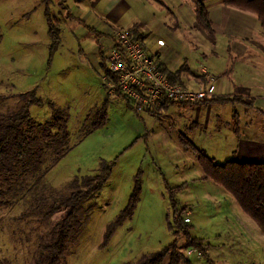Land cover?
Listing matches in <instances>:
<instances>
[{"label":"rangeland","instance_id":"1","mask_svg":"<svg viewBox=\"0 0 264 264\" xmlns=\"http://www.w3.org/2000/svg\"><path fill=\"white\" fill-rule=\"evenodd\" d=\"M53 1L51 13L62 18L61 39L54 50L45 2L0 0V106H19L23 100L18 94L35 89L44 101L30 106L38 121L51 118L50 100L69 112L71 149L46 167L45 197L66 191L75 175L98 172L102 158L114 163L98 195L84 204L89 217L72 238L63 264H129L175 241L184 244L185 233H176L173 201L185 208L191 234L208 252L207 257L193 246L185 249L192 263L264 264V232L228 190L204 177L195 154L183 148L179 137L186 133L217 161L239 159L245 137L264 143V114L257 110H264V34L241 27L253 14L242 12L252 16L245 20L231 16V31L213 24V37L197 22L192 0H67L71 16L64 17L65 10ZM206 3L212 16L227 14L223 9L228 6L221 0ZM112 20L124 27L138 22L149 50L158 51L170 69L187 64L190 70L182 72L186 84L200 87L194 76L206 68L215 79L214 94L243 99L175 103L139 112L125 97L109 95L101 77L99 48L110 51L116 32ZM92 28L102 33L99 41ZM252 89L261 94L253 95L254 102L248 92ZM106 99L108 119L91 130L94 112ZM235 111L240 113V134L234 130ZM137 181L139 200L133 215L102 245L108 223L126 205ZM26 194L17 199L5 193L11 202L0 204V264H36L38 233L63 214L59 210L50 222L38 224L41 209L29 208L32 193ZM168 261L166 256L163 264Z\"/></svg>","mask_w":264,"mask_h":264},{"label":"trees","instance_id":"2","mask_svg":"<svg viewBox=\"0 0 264 264\" xmlns=\"http://www.w3.org/2000/svg\"><path fill=\"white\" fill-rule=\"evenodd\" d=\"M42 1L46 5L45 12L51 38V48L54 50L61 39L59 24L62 18L51 13L50 4L54 2L53 0ZM192 1L197 22L214 37V21L206 0ZM221 1L223 5L253 14L264 32V0ZM56 2L66 12V14H62V17L65 15L71 16L70 4L67 3V0H57ZM115 29L116 32L111 36L112 39L115 38L119 30H127L130 36L140 40L146 46L144 43L146 33L138 22L127 27L116 25ZM92 31L95 32V38L99 41V36L102 33L94 28H92ZM146 50L148 49L146 48ZM99 54L103 72L108 69V52H105L103 48H99ZM156 61L158 68L171 81L188 85L182 75V72L190 70L187 64H183L174 70L167 67L165 63L160 62L158 57ZM203 72L205 73L193 76L200 81L201 86H207L210 81L209 73H207V70ZM115 95L123 96L129 100L126 95L121 93H116ZM222 95L211 94L195 101L177 102L175 100H166L159 107L167 108L170 104H184L185 102L199 104L214 100L224 102L243 99L233 95V97H230L231 99H228ZM18 96L23 100L19 106L14 105L9 109L0 106V185L2 186L0 187V204H9L11 202L9 198L17 197V199H22L26 197V193H32L33 200L29 208L34 205V210L41 209V216L35 219L38 224L44 221L50 222V217L53 213L59 210L63 211L59 219L52 221L50 228L42 229L38 233L39 243L36 252L33 254L36 264H63L72 238L79 233L89 217L88 210L84 208V204L98 195L110 178L114 163L102 158L98 172L86 173L81 176L75 175L69 182L66 191L53 195L51 198L45 197L47 196L46 192L49 190L45 181L47 168L53 166L71 149V136L68 128L69 112L66 107L58 105L54 100H50L48 104L52 110L51 118L45 121H38L30 112L32 104H44L43 99L37 94L36 90L31 89L20 92ZM108 104L109 100L106 99L94 112L90 125L91 130L97 129L106 123L108 119ZM261 111L264 112V110ZM239 114V111H235L234 130L238 134H240L241 130ZM179 137L183 148L195 154L198 163L203 169L204 177L212 179L228 190L243 211L254 219L264 232V159L240 160L233 157L224 161H217L204 148L198 147L186 133L181 132ZM139 190L140 185L139 181H137L126 205L108 223L102 245L108 244L116 229L133 215L139 200ZM5 193L10 197L7 198ZM173 209L176 226L178 227L176 233L184 232L187 237L186 242L178 244L175 241L163 249L144 253L137 262L129 264H163L166 256H169L168 264H180L182 260L188 264H194L188 255L184 253V250L191 246L198 248L203 255L208 257L207 250L206 252L204 250V248L206 249L204 243L197 236L195 237L191 234L192 225L184 216L185 208L180 209L177 202L173 201ZM31 213L36 212L33 211ZM25 214L27 213L24 212L22 215Z\"/></svg>","mask_w":264,"mask_h":264},{"label":"built area","instance_id":"3","mask_svg":"<svg viewBox=\"0 0 264 264\" xmlns=\"http://www.w3.org/2000/svg\"><path fill=\"white\" fill-rule=\"evenodd\" d=\"M107 66L101 74L107 93L126 95L139 112L161 108L166 100L195 101L214 94L213 82L196 88L171 81L158 68L156 56L127 30H119L111 39Z\"/></svg>","mask_w":264,"mask_h":264},{"label":"crops","instance_id":"4","mask_svg":"<svg viewBox=\"0 0 264 264\" xmlns=\"http://www.w3.org/2000/svg\"><path fill=\"white\" fill-rule=\"evenodd\" d=\"M222 8H224L223 6H222ZM231 8V7H230ZM229 7H228V9H223V12H227V14H224V17H222V18H220L219 19V16H212V18H213V21H214V24L215 25H219L220 27H221V29H223V30H228V31H231L232 30V27H231V24H232V22H231V16H238V17H240V19L241 20H245V19H248V18H246L245 16H250V17H252L251 15H245L244 13H242L243 11H238V10H236V9H234V8H232V9H230ZM241 12V13H240ZM228 13H230V17L228 18ZM233 13V14H232ZM232 14V15H231ZM228 18V19H227ZM115 19V18H114ZM113 21V20H112ZM114 22V21H113ZM250 22L252 23V24H250ZM243 25H247L248 27L250 26V27H253V28H255V30H256V32L257 33H259V35L260 36H263V34H264V32H263V30H262V28H261V25H260V23L258 22V20L255 18V16L253 15V17L251 18V20L249 19V23L248 24H246V23H242L241 24V27L243 26ZM253 25V26H252ZM258 28H260V29H258ZM259 42V41H258ZM144 43H145V47L149 50V48H148V46H147V41H146V39L144 40ZM262 43V42H261ZM161 45L160 46H162V45H164V42L163 41H161V43H160ZM263 44V43H262ZM149 52L150 53H153L155 56H156V59H157V57H158V60L160 61V62H162V63H164L161 59H160V57H159V53H158V51H153L152 52V50H151V48H150V50H149ZM203 71L204 70H207L206 68H203L202 69ZM209 72V71H208ZM211 76L212 75H210L209 74V79H210V81H209V84L208 85H210V84H212V82L214 83V81H212L211 80ZM241 86H245V85H241ZM243 89V88H242ZM249 89V88H248ZM253 90V89H252ZM248 92H249V94H251L252 95V98H253V102H254V99H256V97L255 96H253V95H261V94H257V92H254V90L253 91H249L248 90ZM237 93V92H236ZM253 93H256V94H253ZM193 104H197V103H193ZM200 104V103H199ZM172 104H170V106H171ZM247 107V106H246ZM263 110V107H258L257 108V110L261 113L262 111L261 110ZM157 110V109H156ZM262 114H264V112H262ZM245 124L247 125V122H245ZM245 127V126H244ZM246 139H243L242 140V143H241V147H240V149L237 151L238 153H239V159L240 160H257V159H264V143H263V141H260V140H257V139H251V138H247V137H245ZM258 144H261V146H259ZM243 210V209H242Z\"/></svg>","mask_w":264,"mask_h":264}]
</instances>
